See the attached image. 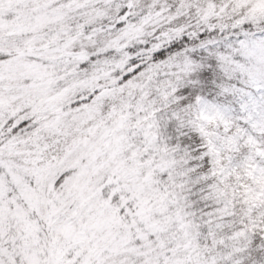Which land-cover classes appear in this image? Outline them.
<instances>
[{
	"label": "snow or ice",
	"instance_id": "obj_1",
	"mask_svg": "<svg viewBox=\"0 0 264 264\" xmlns=\"http://www.w3.org/2000/svg\"><path fill=\"white\" fill-rule=\"evenodd\" d=\"M0 264H264V0H0Z\"/></svg>",
	"mask_w": 264,
	"mask_h": 264
}]
</instances>
